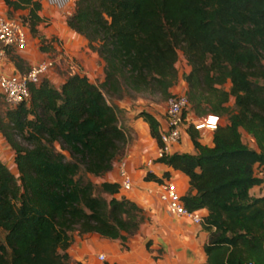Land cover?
<instances>
[{"label": "trees", "instance_id": "trees-1", "mask_svg": "<svg viewBox=\"0 0 264 264\" xmlns=\"http://www.w3.org/2000/svg\"><path fill=\"white\" fill-rule=\"evenodd\" d=\"M5 3L9 17L27 11L19 19L40 33L42 2ZM67 24L99 53L105 77L96 83L72 72L59 88L45 77L30 86L28 101L0 115L18 172L0 159V264H78L68 252L76 231L128 247L146 221L143 208L119 196L118 181L100 185L107 198L87 178H106L131 141L107 95L152 90L168 99L180 52L190 67V110L222 122L212 145L189 126L195 153L175 151L156 163L189 177L196 194L183 200L190 210H208L203 264H264V195L250 194L263 183L256 168L264 166V0H75ZM7 54L22 74L29 71L19 54ZM138 117L161 145V118L145 110ZM242 129L257 148L243 141ZM144 179L162 181L151 170Z\"/></svg>", "mask_w": 264, "mask_h": 264}, {"label": "crops", "instance_id": "crops-1", "mask_svg": "<svg viewBox=\"0 0 264 264\" xmlns=\"http://www.w3.org/2000/svg\"><path fill=\"white\" fill-rule=\"evenodd\" d=\"M0 12L8 15V6L5 0H0ZM25 13L22 10L15 12L16 16ZM63 13L56 7L43 3L40 15L43 17L44 22L40 26V33L34 35L29 31L27 49L13 52L19 54L31 67L37 62L55 55L56 50L59 49L58 42L63 41L64 43L62 42L61 46L64 52L69 57L75 55L81 60V65H78L75 70L68 71L69 65L73 63L66 61V66L64 62L62 66L54 68L47 75L51 82L59 88L70 73L78 72L87 75L91 81L100 83L105 77L104 60L98 52L88 47V41L81 34L68 26L67 17ZM43 39L47 40L46 45H43L45 50L41 49V40ZM0 73L22 74L8 54L0 56ZM0 95H2L1 92ZM161 121L164 124V119H161ZM144 123L150 135L148 125L146 122ZM241 131L243 141L247 143L245 136H252L243 129ZM213 134L214 132L205 131L202 143L212 145ZM0 138L1 148H3L0 152V159L14 172V169H16L14 151L1 132ZM249 146L256 148L253 145ZM177 151L195 153L188 132L184 135L183 142ZM129 154V169L134 179V188L130 192L119 194V196L133 199L141 206L147 217L146 221L141 225V229L130 237L126 249H124L120 240L104 238L97 233L81 236L77 231L74 232L73 241L68 251L71 259L78 264H105L106 262L118 264L205 263L207 261L205 244L209 239L208 231L203 226L194 224L188 218L173 215L166 205L160 201L157 191H148L149 188L154 187L155 182L144 179L146 172L151 170L159 178L170 179L175 182L182 195L196 194L195 190H191L189 177L180 170L163 163H156L151 168L146 164L141 168L142 159L136 157L132 150ZM259 168H256V175H258ZM107 176L113 179L109 181H116V171L110 172ZM250 194L253 196L264 195V183L251 188ZM203 214L206 216L208 210L203 209ZM100 255H104L105 259L101 260Z\"/></svg>", "mask_w": 264, "mask_h": 264}, {"label": "built area", "instance_id": "built-area-1", "mask_svg": "<svg viewBox=\"0 0 264 264\" xmlns=\"http://www.w3.org/2000/svg\"><path fill=\"white\" fill-rule=\"evenodd\" d=\"M50 6L56 7L65 13L66 17L72 15L75 0H39ZM74 3V4H73ZM29 44V30L19 19L9 17L6 13L0 12V56H5L8 50L22 51L27 49ZM69 58L64 50L60 55L43 59L30 67L29 71L20 75L0 73V92L5 102L10 107L28 101L31 96L30 86L39 84L41 80L53 70L57 62L61 59ZM191 104L187 93H173L167 100L164 124L161 129V145H156V156L147 160L148 167L156 164V159L171 154L180 147L189 126H193L199 131L200 140H204L205 131L214 132L222 118L216 114L197 116L190 110ZM261 174L264 183V166H261ZM117 180L121 185V193H127L134 188V179L129 169L128 160L118 163ZM154 182V181H153ZM149 192L157 191L159 199L167 209L175 216L188 218L194 224L203 226L205 215L203 209L190 210L180 193L177 184L170 179H162L155 182L154 187L148 189ZM101 260L105 259L100 255ZM248 264H253L249 262Z\"/></svg>", "mask_w": 264, "mask_h": 264}, {"label": "rangeland", "instance_id": "rangeland-1", "mask_svg": "<svg viewBox=\"0 0 264 264\" xmlns=\"http://www.w3.org/2000/svg\"><path fill=\"white\" fill-rule=\"evenodd\" d=\"M74 4V3H73ZM27 12V11H25ZM62 12V11H61ZM63 13V12H62ZM14 18H18L19 16H16V14H12ZM64 16L65 13H63ZM20 20V19H19ZM47 40H45L46 42ZM44 42V45H46ZM63 41L58 42V48L56 51L57 53L55 55H60L62 49L61 43ZM64 43V42H63ZM66 61H70L69 69L75 70L78 65H81V60L78 59L75 55H71L69 58L61 59L57 62L55 68H58L62 66ZM74 68H72V66ZM178 70H179V80L176 84V86L172 89V93H185L187 90V82L185 80V75L189 72L190 67L187 64V60L185 59L182 52H180L179 61L177 64ZM262 83H264V80H261ZM110 101L114 102L120 107V110L118 112L119 116V123L122 127H124L131 136V141L129 145L127 146L126 150L123 154H120L118 157L117 162L115 163L114 171H116L117 174V166L118 163L122 160H128L129 158V152L131 150L134 152V155L136 157H139L142 159V167L146 165V162L150 158H154L156 156V141L152 139L151 135H149L148 131L145 128V121L138 117L139 112L145 110L150 111L153 114L157 115L161 119H165V111L167 107V100L164 98L159 92H153L152 90H148L145 92H135L129 89H125L122 97H111L107 95ZM7 108H10V106L5 102L2 95H0V115L4 116ZM193 113V111H191ZM245 140L249 145H253L257 148V145L252 137L245 136ZM1 138H0V152L3 148H1ZM147 166V165H146ZM14 172L18 175V172L16 169H14ZM257 174H261V168L257 171ZM87 178H89L91 181L95 184V193L96 194H102L103 196L110 198V196L106 193H103L100 190V185L104 182V180H113L111 177L106 176V179L103 177H95L92 175H87ZM117 180V176H116ZM141 229V227H140ZM5 237V232L0 229V240H3ZM124 249H126L124 247Z\"/></svg>", "mask_w": 264, "mask_h": 264}]
</instances>
